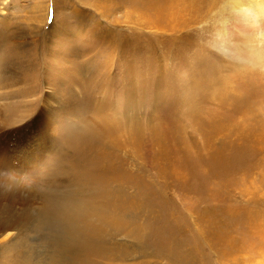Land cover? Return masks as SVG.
Instances as JSON below:
<instances>
[{
  "label": "rangeland",
  "instance_id": "1",
  "mask_svg": "<svg viewBox=\"0 0 264 264\" xmlns=\"http://www.w3.org/2000/svg\"><path fill=\"white\" fill-rule=\"evenodd\" d=\"M149 1L0 0V264H264V70Z\"/></svg>",
  "mask_w": 264,
  "mask_h": 264
},
{
  "label": "bare ground",
  "instance_id": "2",
  "mask_svg": "<svg viewBox=\"0 0 264 264\" xmlns=\"http://www.w3.org/2000/svg\"><path fill=\"white\" fill-rule=\"evenodd\" d=\"M177 1V0H176ZM210 5V4H209ZM218 5V15L214 12L209 18L213 21L212 31L216 34L218 42L216 46L221 45L225 47L224 49L229 51V55L232 56V65L236 66L239 72L245 71L250 68L262 69L264 70V0H214L213 6ZM212 6V5H211ZM210 6V7H211ZM148 7L149 10L155 13L160 14L163 17V20L166 22H171L175 20L179 9L176 6L175 0H170L168 7L164 9L162 0H150ZM190 7V6H189ZM191 8V7H190ZM189 8V9H190ZM147 10V9H146ZM136 9L130 13H134ZM206 12V11H205ZM208 14H205L204 18ZM209 21V20H208ZM204 31V30H203ZM90 38V37H89ZM90 40V39H88ZM218 44V45H217ZM214 45V46H215ZM202 47V46H201ZM69 49V48H68ZM67 49V50H68ZM220 49V48H219ZM218 49V50H219ZM225 50V51H226ZM203 51V50H202ZM224 51V50H223ZM224 51V52H225ZM202 53V52H201ZM206 54V53H205ZM226 54V53H225ZM228 54V53H227ZM203 55V54H202ZM228 55V56H229ZM75 56V55H74ZM73 56V57H74ZM207 59V57H205ZM214 58V57H213ZM229 58V57H228ZM203 59V58H202ZM216 59V58H215ZM231 59V58H230ZM6 60V59H5ZM199 60V59H196ZM207 61V60H206ZM219 61V60H218ZM228 61V60H227ZM195 62V61H193ZM216 62V60H215ZM191 63V62H190ZM199 63V62H197ZM201 63V62H200ZM227 63V62H226ZM217 64H219L217 62ZM230 64V62H229ZM195 65V63H194ZM202 65V63H201ZM196 66V65H195ZM216 65H214L215 68ZM229 66V65H228ZM190 67V66H188ZM194 67V66H193ZM200 67V65H199ZM230 67V66H229ZM201 68V67H200ZM203 72L202 76H205V70L211 68L212 73H215L217 68H213V65H210L208 62L204 66L203 61ZM226 68V67H225ZM219 69V68H218ZM223 69V68H221ZM233 69V68H232ZM201 71V70H199ZM258 71V70H257ZM202 72V71H201ZM218 72V71H216ZM260 72V71H259ZM238 73V72H237ZM262 73V71H261ZM264 75V74H263ZM203 77V78H204ZM198 85V84H197ZM46 103V102H45ZM46 105V104H45ZM43 113V111H42ZM38 126V125H37ZM25 129V128H24ZM36 130V129H35ZM20 132V130H18ZM17 131V132H18ZM31 132V131H30ZM19 134V133H18ZM21 134V133H20ZM36 134V131H35ZM23 136V135H22ZM30 136V135H29ZM28 136V137H29ZM24 137V136H23ZM11 138V137H10ZM7 139V138H6ZM4 139V140H6ZM31 139V138H30ZM9 140V139H8ZM28 140V139H27ZM12 141V140H11ZM36 141V140H35ZM32 143V142H31ZM95 143V142H94ZM23 147V146H22ZM26 147V146H24ZM3 151V150H2ZM5 151V150H4ZM16 151V150H15ZM28 151V150H27ZM34 151V150H33ZM36 151V149H35ZM23 152V151H22ZM31 152V151H30ZM40 152V151H39ZM87 152V151H86ZM21 153V152H20ZM32 153V152H31ZM42 154V153H41ZM36 156V155H35ZM22 159V158H20ZM25 159V156H24ZM30 159V158H29ZM28 159V160H29ZM40 159V156H39ZM37 159V160H39ZM13 162V161H12ZM14 163V162H13ZM30 163V162H27ZM12 164V163H11ZM34 164V163H33ZM84 164V163H83ZM23 165V164H22ZM31 165V163H30ZM90 165V164H89ZM28 166V165H27ZM41 166V165H40ZM91 167V165H90ZM94 167V166H93ZM91 169V168H89ZM26 172L28 171L27 169ZM102 172V171H101ZM106 172V171H103ZM22 173V172H21ZM95 173V172H94ZM109 174V173H108ZM105 175V174H104ZM107 177V176H106ZM110 177V176H109ZM90 181V180H89ZM89 185V184H88ZM96 185V184H95ZM91 186V185H90ZM77 190V188H76ZM55 199V198H54ZM59 199V198H58ZM70 199V198H69ZM68 201L70 202V200ZM104 199V197H103ZM107 199V198H106ZM71 200H76L71 198ZM72 202V201H71ZM70 202V203H71ZM77 202V201H76ZM68 204V202H67ZM66 204V205H67ZM70 205V204H69ZM104 205V204H103ZM57 206V205H56ZM59 206V205H58ZM71 206V205H70ZM70 206H67L68 209ZM72 207V206H71ZM77 207V206H76ZM64 209V208H63ZM93 209V208H92ZM53 210V209H51ZM57 210V209H56ZM60 210V209H59ZM48 211V210H47ZM81 211V210H80ZM91 211V210H90ZM49 212V211H48ZM83 212V211H81ZM86 212V211H85ZM92 214L95 215V213ZM51 213V212H50ZM78 213V208H77ZM88 213V212H87ZM98 213V212H97ZM96 213V214H97ZM64 214V213H62ZM91 216L92 214L89 213ZM55 215V214H54ZM76 215V214H75ZM79 215V214H78ZM82 216V214H80ZM86 215V214H85ZM89 215V216H90ZM99 215V214H97ZM102 215V214H101ZM88 217V215L86 216ZM101 217V216H100ZM95 218L98 219L96 216ZM103 218V217H102ZM106 219V218H105ZM90 220V219H89ZM8 224V223H7ZM67 225V224H66ZM92 225V224H91ZM112 225V224H111ZM93 227V225H92ZM10 227H6L9 229ZM95 228V227H94ZM99 238V237H98ZM162 240V239H161Z\"/></svg>",
  "mask_w": 264,
  "mask_h": 264
}]
</instances>
